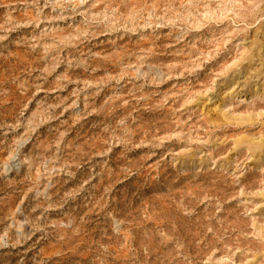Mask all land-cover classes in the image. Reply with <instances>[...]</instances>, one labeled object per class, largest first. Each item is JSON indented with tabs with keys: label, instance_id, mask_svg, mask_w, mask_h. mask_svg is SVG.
<instances>
[{
	"label": "rangeland",
	"instance_id": "obj_1",
	"mask_svg": "<svg viewBox=\"0 0 264 264\" xmlns=\"http://www.w3.org/2000/svg\"><path fill=\"white\" fill-rule=\"evenodd\" d=\"M0 264H264V0H0Z\"/></svg>",
	"mask_w": 264,
	"mask_h": 264
}]
</instances>
